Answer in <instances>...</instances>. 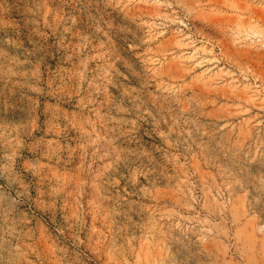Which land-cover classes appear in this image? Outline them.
Wrapping results in <instances>:
<instances>
[{
	"label": "rangeland",
	"instance_id": "rangeland-1",
	"mask_svg": "<svg viewBox=\"0 0 264 264\" xmlns=\"http://www.w3.org/2000/svg\"><path fill=\"white\" fill-rule=\"evenodd\" d=\"M76 14L78 26L58 30L70 29L64 54L86 43L83 26L92 27ZM94 15L103 32L86 54L110 49L113 84L81 109L86 93L58 89L42 63L45 94L17 162L21 172L33 160L42 165L27 177L33 206L53 214V188L63 189L57 208L69 205L58 215L78 200L84 206L80 264H264V0H112ZM77 63L73 55L61 67ZM97 136L104 139L89 149L85 172L79 145ZM49 141L57 142L51 157ZM113 161L115 171L94 187ZM34 223L44 250L72 242L71 229L61 236L40 215Z\"/></svg>",
	"mask_w": 264,
	"mask_h": 264
},
{
	"label": "clouds",
	"instance_id": "clouds-1",
	"mask_svg": "<svg viewBox=\"0 0 264 264\" xmlns=\"http://www.w3.org/2000/svg\"><path fill=\"white\" fill-rule=\"evenodd\" d=\"M97 5L110 7L112 0H72L71 4L69 0H61L59 7H53L52 0H0V264H44L45 260H51L53 264H80L79 245L83 243L80 230L85 223L84 206L78 200L70 214L65 212L63 216L58 215L69 205L63 203L57 208L63 189L53 188L50 193L53 214L34 207L33 185L27 177L39 176L42 165L33 160L21 172L17 162L25 159V137L34 131L30 129V123L38 107L39 97L45 94L41 86L42 63L46 62L54 77L60 81L58 89L74 87L78 97L86 93V96L81 97V109L96 104V98L113 84L110 49L104 50L101 44L94 49L95 55L86 54L92 40L103 32L100 26L103 17L94 15ZM65 7L70 10L65 12ZM76 12L86 16L92 27L90 29L87 24L83 26L81 40L86 43H79L74 46L72 53L64 54L66 45L63 37L70 29L65 27L64 32L58 30L62 23L67 25L69 21L71 26H78L79 16ZM45 29H51V35L56 38L58 46L55 49L49 48V32ZM73 55L78 58L74 68L61 67L70 63ZM92 61L98 62L99 70L95 74L89 68ZM54 64L57 67L53 68ZM65 103H71L70 99L65 100ZM99 139L104 138L97 136L79 145L82 151L81 166L85 172L91 169V164H88L89 149ZM56 144V141L48 142L49 157L55 154L53 145ZM56 151H59L58 145ZM67 151L71 153L73 149L67 146ZM91 158L93 162L98 158L96 151L91 152ZM116 161L96 173L94 187L104 172L110 169L115 171ZM85 164L87 167H84ZM108 182L116 183L115 180ZM87 183L86 180L81 182V188L77 190L78 197L82 198V187ZM37 215L42 216L49 227L56 229L61 236L71 229L72 242L53 241L49 250H44L38 238V225L34 223ZM257 255L264 256V251L257 250Z\"/></svg>",
	"mask_w": 264,
	"mask_h": 264
}]
</instances>
